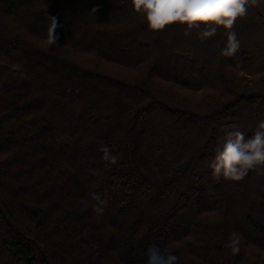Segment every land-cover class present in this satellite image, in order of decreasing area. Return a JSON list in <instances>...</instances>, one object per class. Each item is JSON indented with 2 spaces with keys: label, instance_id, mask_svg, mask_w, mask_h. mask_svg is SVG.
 I'll use <instances>...</instances> for the list:
<instances>
[{
  "label": "trees",
  "instance_id": "1",
  "mask_svg": "<svg viewBox=\"0 0 264 264\" xmlns=\"http://www.w3.org/2000/svg\"><path fill=\"white\" fill-rule=\"evenodd\" d=\"M246 7L225 56L223 27L153 31L132 0H0V264H145L151 246L237 264L264 249V165L239 181L210 169L227 132L264 121V18Z\"/></svg>",
  "mask_w": 264,
  "mask_h": 264
},
{
  "label": "clouds",
  "instance_id": "2",
  "mask_svg": "<svg viewBox=\"0 0 264 264\" xmlns=\"http://www.w3.org/2000/svg\"><path fill=\"white\" fill-rule=\"evenodd\" d=\"M134 11L143 14L149 29L158 31L166 26L179 23L188 29L204 25L198 33L201 38H209L217 32V26L226 30V46L221 50L225 56L233 55L239 40L232 27L238 17L247 14L248 0H132ZM56 23L53 20L48 35V42L55 45ZM102 158L115 162V156L107 145H102ZM264 165V121H261L254 135L245 138V133L234 130L225 134L222 146L218 147L210 169L213 176L233 181L245 177L249 170ZM240 237L232 233L226 247L233 253L239 252ZM179 257L171 252L161 251L158 246H151L146 253L145 264H177Z\"/></svg>",
  "mask_w": 264,
  "mask_h": 264
},
{
  "label": "rangeland",
  "instance_id": "3",
  "mask_svg": "<svg viewBox=\"0 0 264 264\" xmlns=\"http://www.w3.org/2000/svg\"><path fill=\"white\" fill-rule=\"evenodd\" d=\"M253 3L255 9L262 14L264 18V0H251ZM73 54L76 55L78 58H81V55L78 54V52L73 51ZM84 58H87V56H84ZM261 64V62H259ZM240 75L245 74L244 72H240ZM249 79H259L260 75H249L245 74ZM261 87H264V84L260 85ZM162 88H165L162 86ZM186 97L191 101L197 103V101L200 100L199 96L192 93V92H185ZM13 196H16L14 191L12 192ZM9 201V200H8ZM27 199L18 200V203H9L12 204L15 212L16 219H21L23 217V214L21 213V207H25ZM22 220V219H21ZM243 250H246L242 258L239 259V261H236L237 264H264V249H256L251 246H243L241 247ZM235 258V257H234ZM211 264V263H210Z\"/></svg>",
  "mask_w": 264,
  "mask_h": 264
}]
</instances>
